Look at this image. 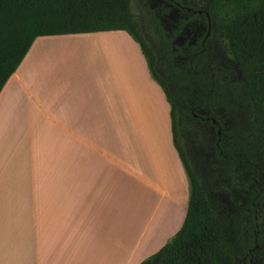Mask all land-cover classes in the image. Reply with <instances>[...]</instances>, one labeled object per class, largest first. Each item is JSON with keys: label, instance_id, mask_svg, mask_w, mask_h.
<instances>
[{"label": "crops", "instance_id": "obj_1", "mask_svg": "<svg viewBox=\"0 0 264 264\" xmlns=\"http://www.w3.org/2000/svg\"><path fill=\"white\" fill-rule=\"evenodd\" d=\"M169 110L127 32L37 36L0 90V260L23 243L30 264L158 250L189 200Z\"/></svg>", "mask_w": 264, "mask_h": 264}, {"label": "trees", "instance_id": "obj_2", "mask_svg": "<svg viewBox=\"0 0 264 264\" xmlns=\"http://www.w3.org/2000/svg\"><path fill=\"white\" fill-rule=\"evenodd\" d=\"M201 1L248 88H210L209 75L171 60L163 73L130 0H0V90L37 36L122 30L138 43L170 106L172 141L189 182L179 229L138 264H264V0ZM244 100L248 114H237ZM217 105L226 107L232 126L220 140L217 161L203 171L179 135L206 147L194 113L204 108L219 119Z\"/></svg>", "mask_w": 264, "mask_h": 264}, {"label": "flooded vegetation", "instance_id": "obj_3", "mask_svg": "<svg viewBox=\"0 0 264 264\" xmlns=\"http://www.w3.org/2000/svg\"><path fill=\"white\" fill-rule=\"evenodd\" d=\"M139 2L147 6L152 13L147 29L152 31L154 42L152 37L147 36L148 40L147 37L145 39L154 52L160 55L163 73L169 70L168 60H171L174 65L187 71L196 68L202 74L209 75L210 88H248L246 78L238 69L235 60L225 50L221 32L217 23L212 20L204 1L139 0ZM195 87L200 88L198 84ZM212 105L211 110L214 112L216 103L213 102ZM237 106L235 110L237 114H248L247 101L244 100ZM216 108L215 114L219 119L204 108L194 113L197 128L201 130L200 135L204 137L206 147L200 143L197 145L195 139L188 142L189 148H192L191 153L194 158L199 159L203 171L217 161L216 150L220 147V140L232 126L231 119L226 116V107L217 105Z\"/></svg>", "mask_w": 264, "mask_h": 264}, {"label": "rangeland", "instance_id": "obj_4", "mask_svg": "<svg viewBox=\"0 0 264 264\" xmlns=\"http://www.w3.org/2000/svg\"><path fill=\"white\" fill-rule=\"evenodd\" d=\"M130 8L134 16V19L139 29L142 31L144 37L145 38L147 36L152 37V41H153L154 38H153L152 31L150 32V30L147 29V23L152 18V13L149 11V8L147 6L146 7L143 6L139 2V0H130ZM146 39L148 40V37ZM141 109L143 108L141 107ZM185 134L186 133L180 132L179 141L181 145L185 148L188 155L190 154L192 155L191 153L192 148H189V144H188L189 141L187 138L184 137ZM191 162H193V160H191ZM1 237L2 235L0 234V239ZM22 246H23L22 247L23 251L21 254H20V245L17 246L16 253H14L13 249L10 246L5 248L3 252V258L0 260V264H28V263L30 264L31 263L30 262L31 258L29 257L30 255L27 257V255L26 254L23 255V253L31 249L33 245L27 246L26 243H23ZM0 248H1V244H0Z\"/></svg>", "mask_w": 264, "mask_h": 264}]
</instances>
